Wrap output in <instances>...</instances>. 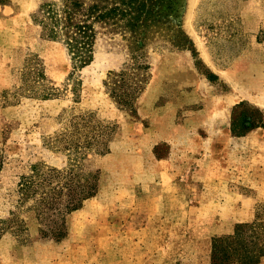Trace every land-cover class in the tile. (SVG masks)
Listing matches in <instances>:
<instances>
[{
  "label": "rangeland",
  "instance_id": "374dc122",
  "mask_svg": "<svg viewBox=\"0 0 264 264\" xmlns=\"http://www.w3.org/2000/svg\"><path fill=\"white\" fill-rule=\"evenodd\" d=\"M60 1L0 0V264H213L264 220V0H106L84 66L35 19ZM67 179L97 192L38 207Z\"/></svg>",
  "mask_w": 264,
  "mask_h": 264
},
{
  "label": "trees",
  "instance_id": "16d2710c",
  "mask_svg": "<svg viewBox=\"0 0 264 264\" xmlns=\"http://www.w3.org/2000/svg\"><path fill=\"white\" fill-rule=\"evenodd\" d=\"M41 12L42 14L35 19L51 38L64 43L75 66H84L93 57L96 23L118 18L123 10L120 6L109 7L106 0H61L59 3H45L41 6ZM118 76L120 77V74ZM112 90L123 104L131 100L132 94L125 78H116ZM246 122L250 121L240 116L238 119L237 115L233 123L235 126L239 123L246 126ZM51 179L53 178H50V181ZM21 186L26 191V196L32 193L38 194V186L34 179L26 180ZM60 186H53L48 190L43 188L36 202L39 204L38 207L53 208L54 202L57 199L61 202L64 194L67 196V201L61 205L58 213L64 210L69 212L77 208L85 198L97 192L96 180L93 182L86 179L85 182H77L67 179V182ZM56 231L55 236H63L64 232L60 227L58 229L56 226ZM212 250L213 264L258 263L264 255V220L237 225L233 234L217 237Z\"/></svg>",
  "mask_w": 264,
  "mask_h": 264
}]
</instances>
